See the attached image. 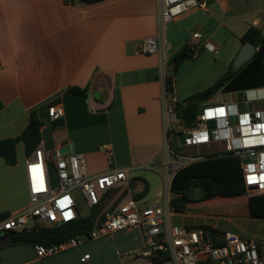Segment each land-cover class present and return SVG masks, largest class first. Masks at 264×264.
<instances>
[{"label":"crops","instance_id":"0c3cea01","mask_svg":"<svg viewBox=\"0 0 264 264\" xmlns=\"http://www.w3.org/2000/svg\"><path fill=\"white\" fill-rule=\"evenodd\" d=\"M159 9L160 0H104L93 5L75 0H0V141L17 139L31 111L56 101L53 105L63 111L60 121L51 123L45 112L40 117L39 145L51 158L64 148V156L81 155L90 177L111 170L131 171L126 183L101 195L103 215L134 200L144 188L146 194L134 200L138 206L163 203L157 182L162 181L163 170L145 167L162 157L163 93L166 78L173 72L169 57L194 32L201 35L200 44L210 42L216 48L215 54L201 50L190 60L198 71L192 81L176 83L172 78L173 94L180 102L210 87L227 71L249 28L264 29V0H209L205 11H191L166 26L159 45L165 51L162 65L158 56L135 50L142 39L156 35ZM68 88L85 92L64 95ZM239 92H217L204 104L215 103L219 94L238 100ZM106 148L112 152L111 159L104 153ZM30 155L17 142L13 166L0 158V215L28 204L25 161ZM49 169L53 174L52 161ZM242 219L253 225L252 230L224 225L220 217L185 211L170 222L186 228L207 225L252 239L264 264V219L248 214ZM124 231L138 232L141 252V231ZM4 244H0V264H92L80 258L76 248L38 259L32 246Z\"/></svg>","mask_w":264,"mask_h":264},{"label":"built area","instance_id":"2783aa9c","mask_svg":"<svg viewBox=\"0 0 264 264\" xmlns=\"http://www.w3.org/2000/svg\"><path fill=\"white\" fill-rule=\"evenodd\" d=\"M209 0H160L157 33L142 39L136 46L140 55H156L165 63V51L159 45L166 26L183 15L208 7ZM201 35L191 34L186 45L192 57L199 50L215 54L210 42L200 44ZM238 100L203 104L190 127H183L175 116L177 100L172 93H163L164 142L161 159L146 169L163 170V203L140 207L134 200L119 205L105 214L102 222L87 235L71 238L54 246H35L38 259L58 255L77 248L86 241H95L124 230H140L143 249L139 257L153 263L165 259L173 264H263L258 243L233 234L210 236L200 228L187 229L172 224L175 213L169 202L173 176L188 165L207 156H232L239 160L242 183L248 197L264 195V87L244 90ZM63 116L58 105L49 106L47 118L57 123ZM111 159L109 148L104 151ZM53 163V174L49 163ZM130 170H111L90 177L81 155H51L37 145L25 161L28 204L0 220V234L51 229L77 219L73 192H78L91 209L100 203L101 195L126 183ZM53 176V177H52Z\"/></svg>","mask_w":264,"mask_h":264},{"label":"trees","instance_id":"16d2710c","mask_svg":"<svg viewBox=\"0 0 264 264\" xmlns=\"http://www.w3.org/2000/svg\"><path fill=\"white\" fill-rule=\"evenodd\" d=\"M80 5H93L104 0H75ZM241 45L249 43L256 52L250 61L242 65L236 71L229 66L227 71L210 87L201 92L195 93L175 103V116L183 127H190L193 124L196 114L201 110L202 105L211 99L217 92L230 93L244 90L258 89L264 87V36L260 30L249 28L240 38ZM192 51L186 44L177 52L172 54L168 63L173 67V74L177 72L180 65L191 60ZM172 77L166 78L165 91L167 94L173 91ZM85 89L68 88L64 95L83 94ZM56 101L33 110L29 113L28 123L22 134L14 140L0 141V158L8 166L15 164V144L21 142L25 154L29 155L39 144L41 127L40 117L43 112L47 115L49 106ZM242 192L246 204L247 214L251 218L264 219V195L248 197L242 183L239 160L232 156H207L178 171L170 182L169 192L175 196L169 202V207L175 213H183L187 206L192 203L197 205L213 201L223 196L231 195L233 192ZM198 192L196 196H192ZM146 194V188L134 195L136 201ZM100 204L90 209L86 217L78 216L74 221L51 229H40L32 232H10L4 247L29 245L54 246L66 242L71 238L87 235L96 228L103 220L104 215L100 213ZM6 215H0V220ZM200 228L207 231L210 236L223 237L224 233L207 225L187 227V229ZM165 259L156 260L153 264H161Z\"/></svg>","mask_w":264,"mask_h":264},{"label":"rangeland","instance_id":"374dc122","mask_svg":"<svg viewBox=\"0 0 264 264\" xmlns=\"http://www.w3.org/2000/svg\"><path fill=\"white\" fill-rule=\"evenodd\" d=\"M199 50L195 57L200 54ZM206 52V51H205ZM212 55V54H211ZM194 57V58H195ZM184 66H180L175 74L172 72V78L176 83L190 82L194 77L198 76V71L195 64H192L190 60H186ZM211 61V59H210ZM232 67V62L230 65ZM233 71V68H232ZM228 95L219 94L216 102L221 99H228ZM53 177V176H52ZM159 182L161 190L163 191L162 181ZM198 192H194L192 196H196ZM73 196L76 199L77 209L81 217H86L90 214V208L86 205L82 196L78 192H73ZM242 192H233L231 195L223 196L222 198L209 201L207 203L195 204L192 203L187 206L186 214H201L208 217H220L222 218V224L234 225L238 227H247L248 230H252L253 225L247 223L246 220L242 219L246 214V204L243 200ZM101 213V210H100ZM131 241L130 245L124 243L126 239ZM133 238L136 240L132 241ZM141 242L140 236L137 231L128 233L120 231L116 234H112L110 237L95 241H86L81 246L75 249L77 255L80 258H85L89 263L92 264H121V260H127L128 264H148L147 261L140 257H135L136 252H140ZM161 264H173L172 262L165 260Z\"/></svg>","mask_w":264,"mask_h":264},{"label":"water","instance_id":"95a60500","mask_svg":"<svg viewBox=\"0 0 264 264\" xmlns=\"http://www.w3.org/2000/svg\"><path fill=\"white\" fill-rule=\"evenodd\" d=\"M260 35L264 36V29H262L260 31ZM256 52V49L250 45L249 43H245L241 46L237 56L235 57V59L232 62V68L233 71H236L237 69H239L242 65H244L245 63H247L248 61L251 60V58L253 57L254 53ZM67 149H62L60 151L59 155H62L66 152ZM7 240V234L1 235L0 236V244L6 242Z\"/></svg>","mask_w":264,"mask_h":264},{"label":"flooded vegetation","instance_id":"af4514ba","mask_svg":"<svg viewBox=\"0 0 264 264\" xmlns=\"http://www.w3.org/2000/svg\"><path fill=\"white\" fill-rule=\"evenodd\" d=\"M2 234H0V236H1Z\"/></svg>","mask_w":264,"mask_h":264}]
</instances>
